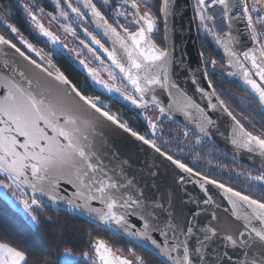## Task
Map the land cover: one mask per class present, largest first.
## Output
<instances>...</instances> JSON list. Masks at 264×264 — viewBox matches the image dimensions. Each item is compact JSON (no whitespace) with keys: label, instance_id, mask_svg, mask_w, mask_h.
I'll return each mask as SVG.
<instances>
[{"label":"snow or ice","instance_id":"6c2138e0","mask_svg":"<svg viewBox=\"0 0 264 264\" xmlns=\"http://www.w3.org/2000/svg\"><path fill=\"white\" fill-rule=\"evenodd\" d=\"M112 2L102 0V5L109 8ZM51 3L55 13H45L36 0H16L14 5L10 0H0V24L19 38L28 53L34 54H26L12 39L0 35V204L22 215L35 229L42 223L41 213L52 209L79 215L101 231L127 239L128 246L122 248L97 238L89 246L92 258L89 251L82 254L89 264H148L145 255L139 253L150 255L159 264H264V170L255 176L249 172L248 187L238 191L202 174L157 143L161 140L171 145L175 141L177 151L190 153L195 162L203 157L196 151L202 144L201 137L209 136L208 127L215 123L172 79L174 67L184 71L187 65L185 53L177 58L175 45H168L170 0H162L160 6L165 26L163 48L152 40L158 26L149 0H120L113 9L112 23L94 0ZM13 7L22 10L36 37L45 38V46L52 45L50 50L37 49L14 23L7 22ZM193 7L201 48L206 47L207 40L214 42L223 50V63L217 57L206 58L202 50V78L211 91L195 78L192 84L207 100L209 111L228 118L231 144L264 158V0H194ZM44 16L49 25H58L66 38L78 40L87 49L88 62L79 59L78 63L93 85L116 102L123 100L144 110L138 115L146 121L145 135L133 131L127 121L111 111L109 103L99 95L86 94L84 87L61 71L56 56L70 51L79 58L82 52L69 48L46 28ZM86 16L111 41V50L86 26L81 30L87 40L79 39L70 21L74 17L76 23H86ZM5 47L25 63L7 59ZM94 62L96 67H89ZM218 64L223 71H217ZM102 72L107 81L101 78ZM215 75L235 83L242 95L218 90L211 79ZM157 87L169 94L167 109L154 95ZM150 106L160 113L155 119L146 114ZM173 110L194 124L195 130L185 126L175 136H167L162 117L167 115L171 120ZM116 130L130 134L183 173L175 178L185 192L179 204L173 188L161 190L155 179L149 183L129 175L128 161L120 159L109 144V133ZM193 135L196 138L191 140ZM146 174L155 178L159 173ZM188 183L198 186L203 196H189L184 187ZM207 185L220 190L228 207L213 199ZM62 190L68 195H61ZM257 194L260 198H256ZM93 202L100 207H93ZM222 207L226 213L223 221L217 211ZM0 264H28V254L4 236L0 239ZM54 264H80V258L66 248Z\"/></svg>","mask_w":264,"mask_h":264},{"label":"water","instance_id":"95a60500","mask_svg":"<svg viewBox=\"0 0 264 264\" xmlns=\"http://www.w3.org/2000/svg\"><path fill=\"white\" fill-rule=\"evenodd\" d=\"M160 1L162 4V0ZM193 5H194V0H170L172 15H170L168 18V25H169L168 45L169 46H172L173 44L175 45V49H176L175 56L177 58L180 57L181 52L185 53V64L187 65V68L184 71H181L179 68L174 67L172 79L177 83L178 87L181 90H183L187 94V96H189L192 99L194 103L203 107L205 109L206 114L213 121H215L213 125H210L208 127L209 136L207 137L202 136L201 139L204 140L206 143H208L210 146H213L215 149H218L222 154L229 156L232 160H235L240 164L246 166L247 168H250L256 173L260 174V170H264V158H261L259 155L255 153L247 152L244 149H237L231 144L230 140L228 139L230 133V127H229L230 122L228 121V118L226 116H221L219 112L209 111L207 109V100L201 98L200 93L196 91V85L192 84V79L195 78L199 81L200 86L204 87L206 91H211L210 89H207V81L203 80L202 78V73L204 71V68L200 64L201 51H200V46H198L196 23L193 20V16H194ZM90 19L92 18L90 17ZM159 20L160 23L162 24L161 36H162L163 47H165L164 19L160 14H159ZM236 27L241 29L244 28L243 24H237ZM82 34L84 39L87 40V37L84 36V33ZM96 34L98 38L101 39L102 42L107 45L106 47H108L111 50L112 47L111 41H109L108 38L103 35V32L97 30ZM158 34H159V27L158 30L152 34V40L155 44L156 42L154 39V35L156 36ZM0 35L2 34L0 33ZM233 35H236L235 30L233 31ZM41 39L46 43L45 38H41ZM241 39H244V37H241ZM88 42L90 43V41ZM47 45L49 46L50 49L52 48L51 44H47ZM213 45L215 46L216 50L219 51V53H221V56H223V50L218 49L214 42ZM91 46L95 48V45H91ZM157 47L159 46L157 45ZM3 51H6L8 53L7 59H9L10 61L14 60L17 64L20 65L25 63L22 61V58H20L18 54H16L12 49H7L5 47L3 48ZM99 54L101 55V58L104 59L110 65L111 62L107 61V58L103 56V53H99ZM64 56L67 58L69 63H72L75 70L87 79L88 84L91 86L94 92H96L99 96H102L105 99H110L114 101L109 94L103 92L98 86L92 84L91 79L87 77V73L83 70V66L79 65L78 63L79 58H77L75 54L71 53L70 51H66L64 53ZM89 67H93V66L89 64ZM116 71L119 76L118 70ZM101 78L104 79L105 81L108 80V78L105 77L102 73H101ZM173 92H175V90H173ZM154 95L157 96V98L161 101L163 106L167 109L169 103L168 92H165L164 90L157 87L155 89ZM116 103H119L122 106L126 107L129 111L132 110L138 113H142L144 111L141 109L134 108L133 106H131L130 104H128L123 100H120L119 102ZM150 109L155 110L156 117L160 115L158 109H156L155 107L150 106L148 110ZM190 111H193L194 116H198V113H195L194 110H190ZM165 117L168 118L167 115H165L162 118ZM172 117L173 118L170 121H172L176 126L181 127L182 129H184V127L187 126L189 130L192 131L195 130V125L189 124L181 113L173 110ZM108 139H109V144L111 145V149L118 153L119 158L128 161L130 167H128L126 170L129 173V175H135L138 178L142 177L143 180H147L149 183L152 181V179H155L156 182L161 186V190H164L169 187L173 188L177 199V204L180 203L181 198L185 197V192L181 191L180 186L175 183L176 176L183 175V173H180L178 169H175V167L171 165L170 162L164 160L163 157H160L158 153H155L152 149L148 148L147 145H144L142 142L136 140L130 134L122 132V130H116L115 133H109ZM141 169H143L144 171L141 172ZM148 171H158L159 174L157 177L153 178L146 174ZM184 187L187 189V194L189 196H195L197 198L203 196V193L200 191L199 187L192 183H188ZM206 187L209 189V192L213 196L214 200H216L219 203H222L223 207H228L227 201L224 199L223 195H221L220 190L214 188V186L212 185H207ZM70 191L73 190L69 189V192ZM61 195H68V193L62 190ZM61 207L66 208V205H61ZM93 207H100V205L96 202H93ZM191 207L194 208L195 205L193 204L191 205ZM223 207L221 209H217L218 214L220 215L222 221L226 216V213H224L223 211ZM61 212L68 213L74 217H79L81 220L85 221V219L79 215L67 211H61Z\"/></svg>","mask_w":264,"mask_h":264},{"label":"trees","instance_id":"16d2710c","mask_svg":"<svg viewBox=\"0 0 264 264\" xmlns=\"http://www.w3.org/2000/svg\"><path fill=\"white\" fill-rule=\"evenodd\" d=\"M10 3L14 5L16 0H10ZM204 43L206 47L202 49L201 40L198 39L200 51L203 50L205 52L206 58L208 56L217 57L221 60V63H223V56L216 50L213 42L207 40ZM58 67L68 75L73 82H76L78 86L84 87L86 94L92 95L90 93L92 89L91 86L88 85L86 81H81L80 79L82 76L69 66V64L59 63ZM209 71L211 73V65H209ZM217 71H223L220 64L217 66ZM211 79L218 90L226 89L236 92L237 95H242L236 88L235 83H229L219 75L211 76ZM105 100H109L112 107L118 110L120 109L125 113V118L128 119L131 129L141 135L146 134L148 130L143 115H138V112L132 110L129 111L126 107L110 99ZM233 107L235 108L236 105L234 104ZM238 110L239 109H237V111ZM146 114L153 117V119L156 118L154 109L147 110ZM162 120V127L167 136H175L177 133L182 132L183 129L176 126L168 118L165 117L162 118ZM195 138L194 135L190 137L191 140ZM157 143L165 150L171 149V154L174 155L175 158L182 159L185 163L196 168L202 174L209 175L211 178L225 183L238 191L243 192L248 187L250 182L246 180V176L249 172L254 176L259 175L252 169L222 154L218 149L210 146L204 140H202V144L196 149L197 152L203 153V157L195 162L190 153L181 154L177 151L175 141H172L171 145L164 144L161 140H157ZM256 198H260L258 194ZM49 217H51V219H49ZM40 218L42 223L38 229H35L27 224L22 215L13 214L0 204V239L7 236L11 244L26 251L28 254V264H54L57 256L61 255L66 248L72 249L73 256L78 257L82 256L85 251H89V257L91 259L93 252L90 251L89 246L93 244L97 238L106 240L113 247L123 248L128 246L127 239H122L106 231H101L94 225L88 224L79 217H74L68 213H63L61 211L55 212L49 209L41 213ZM139 254L145 255L148 264H159V262L150 255L144 253ZM125 255H127L126 252ZM80 264H89V261L80 259Z\"/></svg>","mask_w":264,"mask_h":264},{"label":"flooded vegetation","instance_id":"af4514ba","mask_svg":"<svg viewBox=\"0 0 264 264\" xmlns=\"http://www.w3.org/2000/svg\"><path fill=\"white\" fill-rule=\"evenodd\" d=\"M72 2L75 4L76 0H72ZM94 2L97 4V7L100 8V10L102 12L106 13V18H109V23H112L113 22L112 18H114L113 9L119 5L120 0H113L112 7H109V8H104L103 7L102 0H94ZM36 3L38 5L44 7L45 13H47V12L55 13V7L51 3V0H36ZM149 3L154 6V9L152 11V16L156 20L157 26L159 27V34L156 35V36L154 35V39H155L156 44L159 47L162 48L163 47L162 36H161V34H162V24L160 23V20H159V14H160L159 10H160L161 1L160 0H149ZM144 10L145 9H143V8L141 9L142 12ZM69 15L71 16L72 14L69 13ZM119 19H120L121 22H125L124 21V17H120ZM85 21H86V23L85 22L76 23V20H75L74 17L70 21L73 24V27H75L77 29V33H78L79 39H84L83 34H82L83 31L81 30L82 27L86 26L90 32H95V33L97 32L96 28L94 27V24L91 23V19H90L89 16L85 17ZM42 22H43V24H44V26L46 28H49L52 32H54L57 36H59L60 39L63 41V43L68 44L69 48L76 47L77 50L81 51L82 55L79 57V59H85V61L88 62L87 49H83V47L81 45H79V41L78 40L73 41L70 36L66 38L64 36L63 32L59 30V26L58 25H56V24L49 25L48 18L46 16L42 17ZM8 23H14L15 26L20 30V33L23 35V37L25 39H27L30 43H32L37 49L43 47L45 49V51L50 50L48 45L45 46V44H46L45 41H43L41 38L38 39L36 37V34H35L34 30L31 29L30 25H28L27 20L25 19L24 15L22 13V10H20L18 7H13L12 8V17H11V20ZM132 30L135 31V27L134 26H133ZM0 33L2 35H4L6 38L12 39L13 42L16 43L18 47H20L23 51L26 52V54H28L30 56H34L33 53H28L27 49H25L23 47V45L19 43V38L18 37H14L9 31H6L2 24H0ZM105 46H107V45L105 44ZM71 53L75 54L74 52H71ZM35 58L37 60H39V57H35ZM54 59H55V62L57 64V66L59 65V63H62V64H66L67 63V64H69V66H71L75 70V68L73 67L72 63H69V61L67 60V58L64 55L56 56ZM90 65L93 66V67H96V63L95 62L90 64ZM102 74L105 77H107V75L105 73L102 72ZM82 78L80 79L81 81H86L88 83L87 79L84 76H82ZM78 80H79V78H78ZM90 93L92 95L97 94L96 92H94L93 89H91ZM100 97H101V99H105L102 96H100Z\"/></svg>","mask_w":264,"mask_h":264},{"label":"rangeland","instance_id":"374dc122","mask_svg":"<svg viewBox=\"0 0 264 264\" xmlns=\"http://www.w3.org/2000/svg\"><path fill=\"white\" fill-rule=\"evenodd\" d=\"M193 11H194V7H193ZM7 22H9V21H7ZM107 64V63H106ZM118 75V74H117ZM103 101H105L106 103H109L110 104V107H111V111L113 112V113H115V114H117L118 116H120L121 117V119L122 120H124V121H127L128 122V124H129V121H128V119L127 118H125V113L122 111V110H118V109H115L114 107H112V105H111V102L109 101V100H105V99H102ZM234 105V104H233ZM129 127L131 128V126H130V124H129ZM145 135V134H144ZM75 257H78V256H75ZM78 258H80V259H82V256H79ZM83 260V259H82Z\"/></svg>","mask_w":264,"mask_h":264},{"label":"built area","instance_id":"2783aa9c","mask_svg":"<svg viewBox=\"0 0 264 264\" xmlns=\"http://www.w3.org/2000/svg\"><path fill=\"white\" fill-rule=\"evenodd\" d=\"M244 26V25H243Z\"/></svg>","mask_w":264,"mask_h":264}]
</instances>
